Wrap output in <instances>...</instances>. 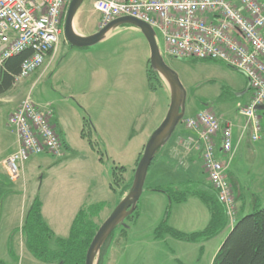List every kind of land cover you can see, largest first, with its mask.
<instances>
[{"label":"rangeland","instance_id":"obj_1","mask_svg":"<svg viewBox=\"0 0 264 264\" xmlns=\"http://www.w3.org/2000/svg\"><path fill=\"white\" fill-rule=\"evenodd\" d=\"M259 1L264 4V0ZM98 21L92 0H84L73 27L77 32L80 27L97 29ZM155 34L164 62L184 89V114L148 167L137 213L125 218L112 232L102 264H211L232 227L229 222L224 230L205 240H180L168 233L156 236V227L164 220L178 231L192 233L203 230L210 218L206 204L197 196L188 194L185 201L176 202L169 195L194 190L193 182L209 186L199 167L200 152L185 142L191 162H183L171 152L179 148L178 142L187 132L183 120L200 111L209 110L232 124L244 123L237 102L250 94L246 90L242 96L235 95L244 92L243 74L214 60L174 58L167 54L162 35L158 31ZM67 44L62 30L53 54L5 93L9 94L5 98L29 94L38 106L51 107L69 137L65 138L68 149L63 148L60 157L31 155L15 182L4 179L1 164L15 133L7 125L12 106L0 98V264H54L37 260L24 245L21 224L36 198L41 203L43 220L53 233L49 241L52 248L55 238L67 237L71 220L80 208L101 204L97 218L101 224L118 203L119 190L133 178L144 144L169 107L165 83L152 79L150 86L147 80L150 51L137 27H114L90 46L96 50L97 60L100 58V74L94 83L74 77L72 59L64 58L71 49ZM258 113L261 137L252 140L247 131L241 146L231 157L223 158L226 174L242 194L234 193V223L264 207V105ZM54 126L57 132L60 128ZM115 166L124 167L118 185L113 174Z\"/></svg>","mask_w":264,"mask_h":264},{"label":"built area","instance_id":"obj_2","mask_svg":"<svg viewBox=\"0 0 264 264\" xmlns=\"http://www.w3.org/2000/svg\"><path fill=\"white\" fill-rule=\"evenodd\" d=\"M69 0H0V67L6 58L31 49L14 83L38 69L55 51ZM99 13V28L109 21L131 16L158 31L168 55L182 60H214L233 68L247 79L249 97L238 102L245 119L243 129H251V139L261 135L258 113L264 103V4L259 0H92ZM49 106H38L30 96L23 98L9 114L17 148L4 161L10 180L21 176V167L31 155L48 153L60 157L63 144L51 119ZM196 136L185 144L200 152L202 170L225 210L232 226L235 197L226 174V161L219 158L216 139L226 156L232 151V126L209 110L183 120ZM229 157V156H228Z\"/></svg>","mask_w":264,"mask_h":264},{"label":"trees","instance_id":"obj_3","mask_svg":"<svg viewBox=\"0 0 264 264\" xmlns=\"http://www.w3.org/2000/svg\"><path fill=\"white\" fill-rule=\"evenodd\" d=\"M30 55L31 49L25 48L20 53L5 59L0 67V96L12 89L15 84L14 77L18 74L22 61ZM146 75L150 86H152V79L161 80L157 72L151 67L147 69ZM114 169L113 174L118 185L120 179H122L121 175L124 167L115 166ZM132 179L119 190V199L129 190ZM154 189L159 190V188ZM188 194L197 196L208 208L210 218L204 229L197 232L184 233L166 225L164 220L156 227V236L168 233L180 240L199 241L212 238L224 230L228 220L224 208L217 200L215 191L203 185L195 187L191 191L179 190V192L170 193L169 195L176 202H181ZM101 208V204H93L86 208L78 209L71 222L67 237L55 238V246L52 248L49 245V241L53 237V233L43 220L41 203L36 198L33 200L21 224L24 245L41 262L84 264L86 250L100 224L97 218ZM133 213H137V204ZM132 214L127 218L131 217ZM112 232L101 246L96 264H102V256ZM211 264H264V207L256 208L251 213L235 221L217 249Z\"/></svg>","mask_w":264,"mask_h":264},{"label":"water","instance_id":"obj_4","mask_svg":"<svg viewBox=\"0 0 264 264\" xmlns=\"http://www.w3.org/2000/svg\"><path fill=\"white\" fill-rule=\"evenodd\" d=\"M83 1L69 0L66 7L63 21V35L70 48L90 47L102 40L112 28L119 25L130 24L135 26L140 29L148 43L150 51L149 65L151 69L157 72L161 80L168 87L170 94L167 113L144 144L129 190L119 199L113 210L99 224L86 250L84 264H96L100 248L108 236L118 225L123 223L125 218L134 212L152 159L156 152L169 140L175 127L183 117L185 93L174 71L164 62L157 45L155 31L149 24L131 16H121L98 28L96 32L88 35L80 34L74 29L73 20Z\"/></svg>","mask_w":264,"mask_h":264},{"label":"crops","instance_id":"obj_5","mask_svg":"<svg viewBox=\"0 0 264 264\" xmlns=\"http://www.w3.org/2000/svg\"><path fill=\"white\" fill-rule=\"evenodd\" d=\"M79 20H80V15L76 19V25H77V23H78ZM98 25H99V21H98V24H97V29L96 28L85 29L84 27H80V31L78 33L83 34V35L91 34L93 32H96V30H98ZM95 52H96V50H91L90 47H86V48H71L65 54L64 58L70 57L72 59V63H73L72 66H73V74H74V77H78L79 80H84V79L88 78L89 81L92 82V83H94L97 80V77L100 74V60H99L100 58H98V60H97L96 56H94L96 54ZM51 55H48L46 57V59L49 56H51ZM245 84H246V86H245V88L243 90L244 92L243 93L242 92H239L238 94H235L236 96H242V95H244L246 93V90L248 89L247 88L248 87V82H247V79L246 78H245ZM8 95L9 94H3V95L0 96V98H3L4 99L5 102H3V103H9L12 106L11 107V110L9 111V113L12 112L18 106L19 102L23 98H25L26 96H30L29 94H13L9 98H5ZM248 97L245 96L242 102H246L248 100ZM263 105H264V103L261 106H263ZM57 118H56V114L54 112L53 113V116H52V119H51V124L53 125V127H55L54 125H56L57 129H58V126H59L60 129L57 131L58 132L57 134L59 135V138L62 141L63 148L65 150H67L68 149V144L66 143L65 138H69V137L66 134L65 127L63 126L62 123H60L59 116ZM244 121H245V119H244ZM243 124L244 123H241V124H239V123H235L234 124L233 123V126H232V151H231L230 157L233 154V152H235L241 146V143L243 142V138L248 133L247 131H249L248 137L251 139V129H250V127H247L244 130L243 129ZM54 129H56V128H54ZM186 130H187L186 134L178 142L179 143V145H178L179 148L177 150H176V148H175V150H172L171 154L172 155H175V158H180V160H182L183 162H188V161L191 162L190 161L191 158L190 157L188 158V156H186V150L184 149L185 148V144H183V143L185 142V140H186V138L188 136H190V135L196 136V134H195L194 131H192V130H190L188 128H186ZM260 137H261V135H260ZM8 142L10 143L9 149H7L6 154H5V157H3L2 160H1V164H2V167L4 169V174H5L4 179L5 180H8V176H7L6 171H5L4 161L7 158V156L17 148V138H16V135L12 139H10ZM176 146H177V144H176ZM189 146L192 147V145H189ZM196 151H198V150H196ZM216 151H217L218 157H220L221 159H223V158L226 157V155L221 152L219 138L216 139ZM198 155H199V158H200L199 167H200L201 171H203L202 170L201 155H200V153ZM205 176H206V174H205ZM189 177L191 178V176H189ZM227 177H228V175H227ZM205 179H206V185H208L207 176H206ZM228 180L230 181V184L232 186L233 192L234 193L237 192V195L242 196V194L240 193V191H238L239 190L238 185L236 186L234 184L233 180L231 178L229 179V177H228ZM12 182H15V180L12 181ZM192 184H194L195 187L203 186V184H199V183H196V182H193ZM208 187L210 188V186H208ZM11 190H12V188L10 189V191ZM185 199L182 200L181 202L185 201Z\"/></svg>","mask_w":264,"mask_h":264}]
</instances>
